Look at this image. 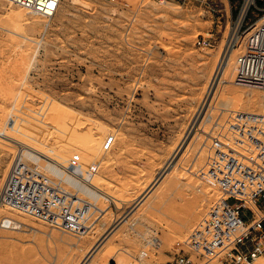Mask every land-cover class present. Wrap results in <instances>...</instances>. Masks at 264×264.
I'll return each mask as SVG.
<instances>
[{"label":"rangeland","instance_id":"obj_1","mask_svg":"<svg viewBox=\"0 0 264 264\" xmlns=\"http://www.w3.org/2000/svg\"><path fill=\"white\" fill-rule=\"evenodd\" d=\"M205 2L62 0L52 18L23 13L18 23L8 16L19 9L2 10L0 133L10 140L0 137V189L27 148L37 159L65 161L67 169H48L71 174L67 183L80 185L101 213L74 238L0 206V219L22 224L0 230V264H80L102 241L91 264H166L187 238L217 198L201 175L212 144L203 131L215 134L230 112L264 115V91L230 79L246 31L264 16V0H253L192 130L245 0ZM201 37L211 47H198ZM152 234L155 248L145 249ZM142 250L147 257L137 263Z\"/></svg>","mask_w":264,"mask_h":264},{"label":"built area","instance_id":"obj_2","mask_svg":"<svg viewBox=\"0 0 264 264\" xmlns=\"http://www.w3.org/2000/svg\"><path fill=\"white\" fill-rule=\"evenodd\" d=\"M5 1L43 19L52 18L61 2ZM246 32L241 53L234 59L232 82L264 91V16ZM196 44L211 47V41L202 37ZM217 128L209 134L212 144L202 173L217 198L187 238L176 245L166 264H254L264 258V115L232 112ZM230 201L236 204L231 206ZM92 205L80 185L74 180L67 183L63 171L51 172L34 155L21 152L0 189V206L75 238L92 230L99 212ZM20 228L14 220L0 221V230ZM154 236L145 242V249L155 248ZM146 257L142 250L136 262Z\"/></svg>","mask_w":264,"mask_h":264},{"label":"bare ground","instance_id":"obj_3","mask_svg":"<svg viewBox=\"0 0 264 264\" xmlns=\"http://www.w3.org/2000/svg\"><path fill=\"white\" fill-rule=\"evenodd\" d=\"M3 1H5V0H3ZM62 1V0H61ZM5 2H7V1H5ZM8 4H5V3H3V2H1L0 1V13H2V10H4L6 7H9V9L11 10V9H19V10H15L14 12H13V15L11 14V15H9L8 16V20L9 21H13V22H16V23H18V22H20V21H22V18H23V16H22V14L24 13L27 17H29V18H35V19H40V18H38L39 16H35L34 14H32V13H30V12H28L27 10H25V9H23V8H20V7H18V6H14V5H12L11 3H9V2H7ZM61 3V2H60ZM253 4V0H245V2H244V7L242 8V12L240 13L241 15H240V17H239V20H238V22H237V27L236 28H234L235 30H233L232 32H231V37H230V40H228V42H227V44H226V46H225V48H224V50H223V52H222V55L220 56V59H219V61H218V64H217V66H216V69H215V72H214V75H213V77H212V79H211V81H210V83H209V85H208V88H207V90H206V95H205V97H204V100L202 101V104H201V106H200V108L198 109V112H197V114H196V120H195V122H193L194 124H193V127H192V130L194 131V129H196V127L198 126V124L196 123V121H197V119L199 118V117H201L202 116V114L204 113V111L206 110V108H208V106H209V102H210V100H212V98L214 97V93H215V90H216V88H217V84H218V79L220 78V75L222 76V73H224V70L226 69V67L228 66V64H229V61H230V58H231V56H232V53L234 52V42L236 41V40H238V37H237V32H238V30H239V27L241 26V23H242V21H243V18H244V16H245V13H246V11H247V9H248V7L250 6V5H252ZM60 6V5H59ZM59 9V8H58ZM58 11V10H57ZM45 19V18H44ZM48 19H50V18H48ZM44 21V20H43ZM46 21V20H45ZM11 34V33H10ZM12 35L14 36V38L15 39H23V37L22 36H20V35H18V33H15V32H13L12 33ZM18 58V57H17ZM234 60H233V62L231 63V67H230V79H231V82H232V79H233V75H234ZM220 81V80H219ZM221 82V81H220ZM233 83V82H232ZM226 84V83H225ZM237 86H240V85H237ZM241 87H247V86H241ZM247 88H251V89H255V88H252V87H247ZM246 94H247V92H246ZM248 95V94H247ZM248 99V98H247ZM234 110V109H233ZM230 113H232V112H230ZM198 128V127H197ZM189 130H191L190 128H189ZM201 132H202V130H201ZM200 133V132H199ZM203 134H205L206 136L208 135L209 136V134L208 133H206V132H204L203 131ZM0 137H3V139H9L10 140V138H8V137H6V136H4L3 134H1L0 133ZM209 138L210 137H208L207 138V141H209ZM183 143H181L180 144V146H179V148H178V150L176 151V156L178 155V153H180L181 151H182V149L184 148V146H185V142L184 141H182ZM207 144H208V142H206V146H207ZM213 147H215V146H213ZM26 151L27 152H23V151H17V154H19L20 152L22 153V155L23 156H29V155H34V154H32L27 148H26ZM207 151H210V146H207ZM209 153V152H208ZM174 154V153H173ZM172 154V155H173ZM35 156V155H34ZM174 156V155H173ZM36 157V156H35ZM174 160V159H173ZM172 160V161H173ZM38 161H39V163H40V161H42V162H44L45 163V167H47V168H50V166H48V164L49 165H53L54 167H56L57 165H59L61 168H65V169H67L63 164H64V162L65 161H62L63 162V164H62V162H61V160H59L58 161V159H55V160H53V159H42V160H40V159H38ZM173 162H171L170 163V165L172 164ZM47 164V165H46ZM170 165H169V167H170ZM41 166H43L44 167V165H42L41 164ZM167 171H168V169H167ZM51 172H53L52 170H51ZM166 171L161 175V177H164L165 175H166ZM202 173L203 172H201V175H202ZM66 175H67V178H68V176H72L71 174H69V173H65ZM161 177H160V179H161ZM6 178V177H5ZM5 180V179H4ZM158 181H159V179H158ZM157 181V182H158ZM207 182V181H206ZM3 183H4V181H3ZM209 183V182H208ZM85 184V183H84ZM153 184V183H152ZM207 184V183H206ZM85 186H86V184H85ZM89 188H91L89 185H87ZM154 187V186H153ZM206 188V187H205ZM212 189V188H211ZM213 190V189H212ZM84 193L86 194V195H88L87 194V192L86 191H84ZM213 193V192H212ZM89 197V196H88ZM90 198V197H89ZM93 202H92V206H93V208H94V210L96 211H99V213H101V211H100V208L99 207H97L96 205H97V202L96 201H94L93 199H91ZM6 218V217H5ZM127 218V217H126ZM199 218V217H198ZM3 219V218H2ZM8 219V218H7ZM125 219V218H124ZM12 220V219H11ZM0 221H1V219H0ZM122 221V220H121ZM122 223V222H121ZM123 224V223H122ZM21 225V228H22V224H20ZM118 226H116L115 228L116 229H118L117 228ZM20 228V229H21ZM115 228L112 230V231H114L115 230ZM51 230V229H50ZM9 231V230H8ZM53 231H55V230H53ZM59 232V231H58ZM62 233V232H61ZM65 234V233H64ZM68 235V234H67ZM75 238V237H74ZM103 244V241L100 243H98V245L96 246V248L92 251V252H90V253H92V255L88 258V256L86 255L85 257H83V259H82V261H81V263L80 264H83V262H85L84 264H91L92 263V261H93V259H92V257H94V255H95V253H97L96 251H97V249L101 246ZM84 254V253H83ZM115 255H120L118 252L115 254ZM81 257V256H80ZM120 257H121V255H120ZM122 259V258H121ZM68 260V259H67ZM261 260H264V258H261V259H258V260H256L255 261V263L256 264H261L262 262H261ZM107 261V260H106ZM110 263H113V264H128V263H126L123 259H122V261H118V262H116V260L114 261L113 260V262H112V260H111V262ZM254 263V264H255Z\"/></svg>","mask_w":264,"mask_h":264}]
</instances>
